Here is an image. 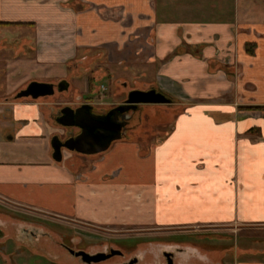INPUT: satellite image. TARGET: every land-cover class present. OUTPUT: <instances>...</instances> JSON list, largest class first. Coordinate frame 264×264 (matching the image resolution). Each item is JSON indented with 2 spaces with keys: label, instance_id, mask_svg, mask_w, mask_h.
<instances>
[{
  "label": "crops",
  "instance_id": "1",
  "mask_svg": "<svg viewBox=\"0 0 264 264\" xmlns=\"http://www.w3.org/2000/svg\"><path fill=\"white\" fill-rule=\"evenodd\" d=\"M0 23L47 74L67 68L57 79L72 88L85 75L90 99L124 67L130 87L176 98L144 109H181L156 135L57 162L48 109L14 104L0 125L1 201L80 221L136 209L161 225L264 227V0H0ZM259 249L234 264H264Z\"/></svg>",
  "mask_w": 264,
  "mask_h": 264
},
{
  "label": "rangeland",
  "instance_id": "2",
  "mask_svg": "<svg viewBox=\"0 0 264 264\" xmlns=\"http://www.w3.org/2000/svg\"><path fill=\"white\" fill-rule=\"evenodd\" d=\"M21 33L18 28H0V125L6 116L11 118L10 123L15 122L12 113L8 112L14 109V104L38 103L32 102V99L17 98L19 91L31 81H56L58 76L69 71L59 68L47 74L44 68L32 64L29 59L33 51L21 49V39L26 36ZM118 70L120 73L96 83L107 89L103 94L102 89H98L100 97H103L100 100L105 101V96L113 95L120 88H116L119 78H124L133 86L134 81L124 67ZM85 77L71 76L75 86L72 94L76 90L83 93ZM180 110L162 109L166 119H161L160 113H152L155 118L146 117V124L131 138L138 140L143 135H156L160 128L165 131L164 124L169 125ZM160 121L161 127L158 125ZM5 132L0 126V140ZM124 214L125 219L122 220L120 216ZM114 215L113 220L112 217L109 219L111 222L98 219L80 221L0 200V264H83L63 248V243L76 251L85 250L90 254L106 252L111 248L123 252L122 256L106 264H124L134 258L138 259V264H167L164 253L174 254V264H234L235 261L257 259L259 246L264 249V227L161 225L152 210L120 209L119 220Z\"/></svg>",
  "mask_w": 264,
  "mask_h": 264
},
{
  "label": "flooded vegetation",
  "instance_id": "3",
  "mask_svg": "<svg viewBox=\"0 0 264 264\" xmlns=\"http://www.w3.org/2000/svg\"><path fill=\"white\" fill-rule=\"evenodd\" d=\"M34 81L51 84L53 86V89H52L53 93L51 95L40 97L36 100L32 98H25V99H32V101L41 102V109H48L50 123L53 126H55L54 128L56 129V132L52 136L53 156L55 153L53 146L55 145L56 147L61 148V152H62L61 162H64L66 160L75 161L76 159H78V157L85 156L79 153L77 150L69 149V147H71V142L75 140L78 136H80L82 130L78 127H65L60 124L59 120H62V118L64 117L65 110L72 109L74 111H78V110L80 111L84 109H91L92 114H94L95 116L100 117V118H107L109 114L115 109H136V110H130L126 113H122L121 117H119V123H121L122 125L121 140H124V139H130L132 136H134L135 132H137L138 128L142 127L145 121V115H147V113H149L150 115L152 113L157 114V115L158 113H160L162 115L161 110L144 109L147 105H151V104H139L135 108H131V105L127 103L128 96L131 91L133 90H142V91L156 90V92L163 94L164 96H166V98L170 99L171 101L170 103H165L161 105L170 106V105H173V103L176 101V98L161 91L158 87L149 86L145 88H134V87H130L127 83H125L124 81H120V80L116 81L117 82L116 88L118 87L120 88L116 89L117 91H115L113 95L105 96L104 97L106 99L105 101L100 100V99H103V97H100L99 91H96L95 95L91 96L93 98L97 97L98 100L96 98L94 100L90 99L88 95H86L85 93H80V91H77V90H76L77 91L76 93L72 94L71 93V90H72L71 83L69 84L64 79H60L56 81H43V80H34ZM34 81H31V82H34ZM101 89H102L101 94H103V92L107 90L104 86H102ZM23 90L21 89L19 93L22 92ZM161 115H159V117L162 119L164 115L162 116ZM62 246L71 255H73V257H75L76 259H80L83 264H106L109 261L113 260L114 258H117L118 256L123 255L122 251L116 250L113 248L107 250L106 252L90 254L85 250L76 251L75 249L67 245L66 243H63ZM70 250H73L75 253L85 252L89 254L90 257L76 256L72 254ZM164 256L166 257L167 264H170L171 262L172 264H174V254L164 253ZM124 264H138V259L136 258L131 259L130 261Z\"/></svg>",
  "mask_w": 264,
  "mask_h": 264
},
{
  "label": "water",
  "instance_id": "4",
  "mask_svg": "<svg viewBox=\"0 0 264 264\" xmlns=\"http://www.w3.org/2000/svg\"><path fill=\"white\" fill-rule=\"evenodd\" d=\"M52 89L53 86L51 84L34 81L25 90L20 92L17 98H32L36 100L40 97L51 95L53 93ZM170 102V99L156 92V90H133L129 93L127 100L131 108H135L139 104H165ZM130 110L136 109H115L107 118L95 116L92 114L91 109L80 111H74L72 109L65 110L64 117L62 120H59L60 124L65 127H78L82 130L80 136L71 142L69 149L77 150L85 156H95L106 152L115 141L121 140L122 125L119 123V117H121L122 113ZM53 148L55 151L53 156L54 160L61 162V148L55 145ZM70 252L76 256L90 257L85 252L75 253L73 250H70Z\"/></svg>",
  "mask_w": 264,
  "mask_h": 264
},
{
  "label": "trees",
  "instance_id": "5",
  "mask_svg": "<svg viewBox=\"0 0 264 264\" xmlns=\"http://www.w3.org/2000/svg\"><path fill=\"white\" fill-rule=\"evenodd\" d=\"M0 25H2V23H0ZM252 48H253V47H249V46H248V48H247L248 52H250V53L252 52V53H253Z\"/></svg>",
  "mask_w": 264,
  "mask_h": 264
}]
</instances>
